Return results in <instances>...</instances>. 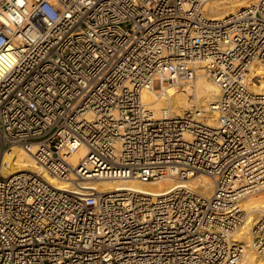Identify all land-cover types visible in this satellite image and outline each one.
<instances>
[{
	"label": "built area",
	"instance_id": "obj_1",
	"mask_svg": "<svg viewBox=\"0 0 264 264\" xmlns=\"http://www.w3.org/2000/svg\"><path fill=\"white\" fill-rule=\"evenodd\" d=\"M208 1L0 0V165L23 147L70 186L0 167V264L240 260L239 200L264 188V0L215 19ZM199 71L218 88L205 107L155 116L142 102ZM170 174L207 175L211 193L80 187ZM249 244L264 259V206Z\"/></svg>",
	"mask_w": 264,
	"mask_h": 264
},
{
	"label": "bare ground",
	"instance_id": "obj_2",
	"mask_svg": "<svg viewBox=\"0 0 264 264\" xmlns=\"http://www.w3.org/2000/svg\"><path fill=\"white\" fill-rule=\"evenodd\" d=\"M250 0H211L208 1L204 9L207 14L217 18L226 15L233 11L235 7L243 6ZM227 10V11H226ZM223 12V13H222ZM177 81H167L163 83L161 89H144L141 93L142 102L147 109L152 111L155 116L163 115H180L185 110L191 108L192 103L197 108H203L216 98L218 94L217 86L210 81L204 74H196L193 79L182 81L184 88L179 92L176 90ZM191 83V84H190ZM190 84L192 86L189 90ZM192 95L193 97H189ZM207 124H213V120L208 118ZM84 152L74 153L71 156L72 164L75 165L78 158ZM1 173L4 175L10 174L19 170H33L40 173L44 179L59 189H66L69 183L62 181L45 171L37 162L34 161L31 152L19 146H12L4 151L1 160ZM178 183L181 186L193 188L202 195H209L212 190L211 179L204 174H196L189 176L186 180L177 181L173 175H168L158 181L141 182L133 178L128 179H89L80 182L82 188H94L99 191H110L120 189H136L151 195H161L173 188L177 187ZM85 190V189H83ZM257 189L255 191L258 192ZM254 191V193H255ZM253 194V193H251ZM256 197L245 195L240 200V206L246 210V218L242 225L236 231V236L242 241L244 251L240 260L236 264H264L260 256L255 254L249 244V229L253 220L258 216L261 208L264 206V191L257 193Z\"/></svg>",
	"mask_w": 264,
	"mask_h": 264
},
{
	"label": "rangeland",
	"instance_id": "obj_3",
	"mask_svg": "<svg viewBox=\"0 0 264 264\" xmlns=\"http://www.w3.org/2000/svg\"><path fill=\"white\" fill-rule=\"evenodd\" d=\"M210 1H211V0H210ZM215 1H218V0H215ZM251 1H253V0H250V1H248V2H251ZM248 2H247V3H248ZM247 3H246V4H247ZM238 7H240V6H238ZM238 7H235V9L238 8ZM226 11H227V10H226ZM222 13H223V12H222ZM197 74H203V73H202L201 71H199V72H197ZM182 81H183V82H186V80H180L179 83L176 85V90L179 91V92L184 88V85H182ZM190 84H191V83H190ZM190 84H187V86H189V87H188L189 90H191V88H192V86H190ZM152 85H153L154 88H157V87L159 86V80H158V79H154L153 82H152ZM189 97H193V96L190 95ZM194 106H195V105L192 103L191 108L194 107ZM195 175H196V174H195ZM185 180H186V179H185ZM260 191H264V188L258 190V192H260ZM258 192L256 191L255 193L253 192V194L250 193L249 195H252L253 197H256V196L258 195V194H257ZM253 221H254V220H253ZM252 223H253V222H252ZM255 254H256V253H255ZM260 258H261L262 261L264 262V259H263L262 257H260Z\"/></svg>",
	"mask_w": 264,
	"mask_h": 264
}]
</instances>
